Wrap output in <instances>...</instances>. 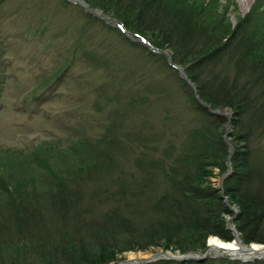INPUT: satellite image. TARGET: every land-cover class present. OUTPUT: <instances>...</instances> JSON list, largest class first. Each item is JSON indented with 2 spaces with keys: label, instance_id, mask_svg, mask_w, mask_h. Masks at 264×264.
Wrapping results in <instances>:
<instances>
[{
  "label": "rangeland",
  "instance_id": "obj_1",
  "mask_svg": "<svg viewBox=\"0 0 264 264\" xmlns=\"http://www.w3.org/2000/svg\"><path fill=\"white\" fill-rule=\"evenodd\" d=\"M169 1L195 9L218 4L217 24L223 31L232 30L256 2L250 0L243 10L239 0ZM82 5L69 0H0V226L7 232L0 243V264H39L34 249L39 244L80 246V220L76 215L64 219L55 208L53 197L59 190H78L84 199H90L81 203L90 205L91 218L115 207L111 199L120 196L107 192H115L123 182L163 186L161 168L168 169L189 150L190 142L197 139L192 132L200 134L205 128L210 130H205L209 137L210 133L221 134L228 148L242 144L229 108L212 109L221 113L224 121L211 129L215 121L205 120L203 112L194 110L191 88L183 86L178 72L172 74L161 60L137 48L133 37L123 39L115 30L117 24L110 21L112 14L89 6L85 11ZM85 13L102 23H86ZM260 40L264 41L263 32ZM258 57L264 58L261 49ZM251 142L252 160L264 166V133H255ZM229 172L211 165L195 176L204 179L197 181L198 186L221 188ZM223 197L232 213L226 222L232 226L233 215L245 207ZM96 200L103 206H92ZM141 203L148 210L144 199ZM37 211L43 219H32L30 229L39 230L24 242L17 241L18 217ZM135 224L138 226V221ZM211 237L216 236L205 239V250L187 254L156 247L111 250L109 256L115 259L109 264L148 254H204ZM87 239L84 247L90 254L96 253L88 264H104L98 262V248ZM219 259L264 264V256L244 262L239 257L215 254L208 255L206 261ZM164 261L175 262L163 257L140 264Z\"/></svg>",
  "mask_w": 264,
  "mask_h": 264
},
{
  "label": "trees",
  "instance_id": "obj_2",
  "mask_svg": "<svg viewBox=\"0 0 264 264\" xmlns=\"http://www.w3.org/2000/svg\"><path fill=\"white\" fill-rule=\"evenodd\" d=\"M84 1L90 7L112 14L126 31L143 37L156 49L167 51L172 63L184 70L205 105L211 109L227 107L232 111L231 121L237 124V139L242 144L238 146L236 143L233 148H228L221 134L210 133L209 137L205 135V128L200 130V134L192 132L197 139L190 142L189 150L176 158L168 169L161 168L165 175L163 186L123 182L115 192H107L120 196L117 200L111 199L115 207L91 218H88L90 205L81 203L90 199H84L83 193L78 190H73L75 193L59 190L60 193L53 197L58 206L55 208L59 210L58 214L64 215V219L78 217L81 227L77 230L83 232L81 243L72 248L68 244H39L34 248L39 264H88L90 260H95L96 253L90 254L89 248L84 247L87 238L95 244L94 249L100 251L97 253L100 255L98 262L104 264L115 259L109 256L111 250L146 251L156 247L180 254L202 252L206 248L204 241L209 236L231 242L236 233L244 245L264 244V166L255 165L256 160L251 158V140L255 133H264V58L258 57L260 49L264 56V41L260 40L261 32L264 33V0H255L248 15L232 30L226 31L217 24L218 4L195 9L169 0ZM85 19L88 24L102 23L92 15H85ZM115 30L123 39L130 40L120 30ZM133 43L137 48L144 49L152 59L161 60L166 70L176 73L163 54L152 52L138 41ZM180 81L188 87L184 80ZM189 91L194 110L203 112L205 120L215 121L211 129L220 126L224 117L208 114L194 99L191 89ZM199 142L202 144L199 145ZM195 147L197 151L190 154L191 148ZM229 153L230 167L226 164ZM179 161L184 163L179 164ZM211 165L218 166L222 171L230 169L221 188L197 184L204 179L202 175L195 174L201 173L204 166ZM146 196L151 198L146 199ZM223 196L245 207L242 212L233 215V230L226 222L227 216L232 213ZM142 199L148 204V210L143 208ZM91 205L100 207L103 203L96 200ZM143 216H147L144 219L147 224L142 225ZM40 218L38 211L33 215H20L17 241L24 242L25 238H30L39 230L37 227L30 229V226L33 225L32 219ZM6 233L0 226V243L5 241ZM214 263L235 264L227 259L202 263L164 261L157 264Z\"/></svg>",
  "mask_w": 264,
  "mask_h": 264
},
{
  "label": "bare ground",
  "instance_id": "obj_3",
  "mask_svg": "<svg viewBox=\"0 0 264 264\" xmlns=\"http://www.w3.org/2000/svg\"><path fill=\"white\" fill-rule=\"evenodd\" d=\"M240 6L243 10L248 7L250 0H239ZM209 249H207L208 255L215 254H225L231 257H239L245 261L253 260L257 257L264 256V247L258 245H252L251 247L241 246L239 242H224L216 237H211L208 240ZM171 256L168 253L156 254V255H146L142 258L131 257L126 262L122 264H140L146 263L154 258H163Z\"/></svg>",
  "mask_w": 264,
  "mask_h": 264
},
{
  "label": "water",
  "instance_id": "obj_4",
  "mask_svg": "<svg viewBox=\"0 0 264 264\" xmlns=\"http://www.w3.org/2000/svg\"><path fill=\"white\" fill-rule=\"evenodd\" d=\"M128 34L131 35L130 33H128ZM138 39L142 41L141 38L138 37ZM169 64H171V61H170V60H169ZM172 66H173L174 68H176V69L180 72V74H181V76H182L183 78H185L184 73H183V70H182L181 68H179V67H177V66H175V65H172ZM187 83L190 84L189 81H187ZM192 89H193V91H194V96H195V98L198 100V102H199L200 104H202L201 101L198 99V96H197V94H196L195 88H194L193 86H192ZM207 110H208V112H209L210 114H219V112L214 111V110H212V109H210V108H208ZM229 159H230V154H229V156L227 157V163H228V165L230 164V163H229ZM226 175H227V174H226ZM226 175H224V177H225ZM233 242H239L236 234H235V237H234ZM207 251H208V250H207ZM207 251L204 252V254H202V255H194V256H191V255L173 256V255H171V256L165 257V259H167V260H174V261H178V262H183V261L191 260V261H196V262L202 263V262H204V261L206 260V258L208 257V253H207ZM243 261H245V260H243Z\"/></svg>",
  "mask_w": 264,
  "mask_h": 264
}]
</instances>
